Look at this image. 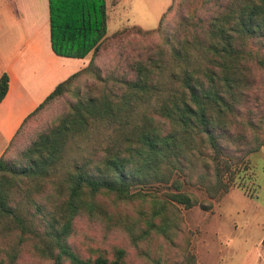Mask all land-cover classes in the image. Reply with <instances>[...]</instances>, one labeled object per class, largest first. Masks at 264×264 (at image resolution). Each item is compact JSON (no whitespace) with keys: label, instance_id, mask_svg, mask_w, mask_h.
<instances>
[{"label":"trees","instance_id":"1","mask_svg":"<svg viewBox=\"0 0 264 264\" xmlns=\"http://www.w3.org/2000/svg\"><path fill=\"white\" fill-rule=\"evenodd\" d=\"M207 3L206 16L186 12L174 29H162L160 22L155 30L132 27L163 38L117 76L103 75L95 64L106 39L105 0H48L52 52L91 57L23 119L0 156V264H16L29 242L51 264H128L121 247L93 258L76 254L68 243L74 220L99 221L136 245L152 232L167 236L168 228L177 230L173 203L206 208L185 185L196 184L211 198L231 189L222 164L240 165L264 146L261 121L246 107L251 83L246 57H252L246 45L264 39V0H204L202 8ZM255 62L264 75V53ZM84 74L95 82L74 87ZM7 89L8 75L2 73L0 101ZM68 92L74 99L68 110L7 158L28 121ZM103 128L109 131L105 146L70 157L79 141ZM153 183L173 191H131ZM134 202L136 217L117 211ZM261 244L264 248V237Z\"/></svg>","mask_w":264,"mask_h":264},{"label":"rangeland","instance_id":"2","mask_svg":"<svg viewBox=\"0 0 264 264\" xmlns=\"http://www.w3.org/2000/svg\"><path fill=\"white\" fill-rule=\"evenodd\" d=\"M204 0H105L106 2V39L95 54V64L103 75H121L127 70V63L161 44L162 34H137L132 27L143 30L174 29L180 15L186 12L206 16L207 3ZM165 13V14H164ZM163 18L159 21L160 17ZM246 48L252 57H246L250 71V86L247 90L246 107L260 122V134L264 136V75L256 66V55L264 53V39L248 41ZM91 54L85 59L88 62ZM261 57V56H260ZM92 75H82L74 87L83 89L87 83H94ZM71 92L48 103L26 124L24 132L11 144L6 152L13 158L18 151L33 140L36 134L51 124L59 115L68 110L72 102ZM109 131L102 129L89 138L79 141L73 147L70 157H79L93 148L105 146ZM223 181L230 190L211 198L200 186L185 185L183 190L194 195L200 204L189 209L173 203L177 217V230L168 228L164 233L152 232L149 237L132 244L126 233L121 230H107L99 221H90L85 216L77 217L72 226L68 243L81 258H93L100 252L109 253L114 247L126 252L128 264H264V146L248 154L244 162L237 166L224 168ZM131 191L154 192L157 195L173 191L169 185L153 183L145 187H133ZM106 204L112 209L111 200ZM137 202L119 205L117 211L127 212L136 217ZM159 223L158 219L155 220ZM35 244L40 246L39 242ZM16 264H51L42 258L29 242L21 249Z\"/></svg>","mask_w":264,"mask_h":264},{"label":"crops","instance_id":"3","mask_svg":"<svg viewBox=\"0 0 264 264\" xmlns=\"http://www.w3.org/2000/svg\"><path fill=\"white\" fill-rule=\"evenodd\" d=\"M85 58L55 55L50 48L48 0H0V75L8 89L0 101V156L23 119Z\"/></svg>","mask_w":264,"mask_h":264}]
</instances>
